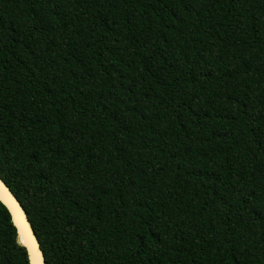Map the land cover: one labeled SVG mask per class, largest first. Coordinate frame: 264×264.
<instances>
[{"label": "trees", "instance_id": "obj_1", "mask_svg": "<svg viewBox=\"0 0 264 264\" xmlns=\"http://www.w3.org/2000/svg\"><path fill=\"white\" fill-rule=\"evenodd\" d=\"M0 176L46 264H264V0H0Z\"/></svg>", "mask_w": 264, "mask_h": 264}, {"label": "water", "instance_id": "obj_2", "mask_svg": "<svg viewBox=\"0 0 264 264\" xmlns=\"http://www.w3.org/2000/svg\"><path fill=\"white\" fill-rule=\"evenodd\" d=\"M0 203L8 210L18 242L26 249L29 264H46L37 233L21 201L0 176Z\"/></svg>", "mask_w": 264, "mask_h": 264}]
</instances>
